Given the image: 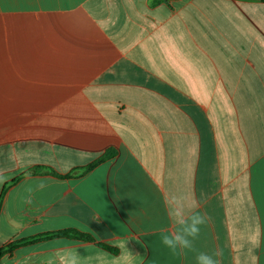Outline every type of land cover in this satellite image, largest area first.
<instances>
[{"label":"crops","instance_id":"crops-1","mask_svg":"<svg viewBox=\"0 0 264 264\" xmlns=\"http://www.w3.org/2000/svg\"><path fill=\"white\" fill-rule=\"evenodd\" d=\"M174 194L208 217L179 255ZM0 202V248L95 238L0 264H264V0H0Z\"/></svg>","mask_w":264,"mask_h":264},{"label":"clouds","instance_id":"clouds-1","mask_svg":"<svg viewBox=\"0 0 264 264\" xmlns=\"http://www.w3.org/2000/svg\"><path fill=\"white\" fill-rule=\"evenodd\" d=\"M40 187L44 186L43 181ZM198 203H186L182 195H172L166 201L168 215L172 228L161 235V243L174 255L183 254L185 250H192L194 241L199 237L201 229L206 225L208 217L197 211ZM222 251L217 249L208 252H199L196 255V264H220L219 258Z\"/></svg>","mask_w":264,"mask_h":264},{"label":"trees","instance_id":"trees-1","mask_svg":"<svg viewBox=\"0 0 264 264\" xmlns=\"http://www.w3.org/2000/svg\"><path fill=\"white\" fill-rule=\"evenodd\" d=\"M111 157H112V153L110 152L86 166L75 168L72 172L66 175H60L56 171H54L52 168H48V167H36L30 170L28 173L29 174L47 173V174H51V175H54L60 178H79L89 173L90 171L95 169L98 165L105 162L106 160L111 159ZM17 180L18 179L13 180L12 183L17 182ZM5 191H6V187L2 191V196L5 193ZM0 207H1V202H0ZM54 238H68V239L78 240V241L95 242V238L92 235L87 234L85 232H81L75 229L60 230L56 232H49V233L41 234V235L31 237V238L14 241L0 248V258L6 254H10L14 252L17 248H19L22 245L33 244V243H36L42 240H50ZM99 245L106 250L116 252V249L106 244H99Z\"/></svg>","mask_w":264,"mask_h":264}]
</instances>
